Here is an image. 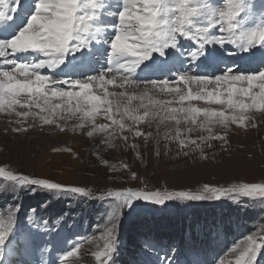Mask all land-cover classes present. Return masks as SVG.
Returning <instances> with one entry per match:
<instances>
[{"label": "rangeland", "instance_id": "obj_1", "mask_svg": "<svg viewBox=\"0 0 264 264\" xmlns=\"http://www.w3.org/2000/svg\"><path fill=\"white\" fill-rule=\"evenodd\" d=\"M36 3L37 0H19L15 11L22 15L21 22L15 25L10 18L0 21V38H14L34 14ZM9 4L14 6L11 0ZM98 4L97 18L93 21L94 28L99 29L95 38L78 51L66 54L64 63L58 67L39 70L41 74L55 81H76L108 68L110 41L123 5L122 0H98ZM203 4L206 9L219 10L225 0H203ZM8 21L15 25L12 34ZM208 22L207 12L194 18L198 26ZM236 23L242 31L264 27V0H241ZM209 35L220 33L213 28ZM195 50L198 55L193 59L190 54ZM15 59L32 63L40 59V54L19 53ZM12 68L0 64V72ZM229 71L235 74L264 71V45L244 50L240 45L213 41L200 48L191 39L179 38L176 46L164 49L163 54L152 53L131 74V79L175 81L181 74L214 78ZM107 90L124 91L113 85H108ZM94 91L99 95L103 90L97 86ZM128 93L138 98L129 104L127 95L109 97L119 102V111L115 107L112 110L113 119L124 124L123 131L106 119L103 110L96 115L97 125H110L109 130L114 131L109 143H105L107 133H96L94 137L98 140L87 136L91 125L81 127L83 113L71 115L57 110L65 118L55 116L53 123L44 124L32 115L22 118L15 113L0 112V219L7 220L12 214L13 224L0 248L3 257L0 264H65V258L68 264H97L93 253L103 249L104 241L99 237L112 223L118 227L108 264H234L231 249L250 235L264 234V198H174L162 204L142 198L127 204L115 197L91 200L98 191L115 193L128 188L161 194L165 191L200 194L205 184L227 188L241 183H264V111L249 110L244 113L247 119L243 123L229 120L226 126L209 125L201 115L192 124L184 120L182 113H176V119L171 118L170 109L181 106L173 94L151 88L145 94L143 86L128 89ZM19 99L23 102L27 97ZM159 101L172 102L161 108L154 103ZM51 102L62 103L55 98ZM189 104L230 113L226 106L204 101L185 102L184 106ZM125 107L134 109L131 116L144 118L138 122L131 119L124 112ZM16 111L29 109L17 107ZM31 111L39 109L33 107ZM145 111L148 116H144ZM16 128L21 130L14 131ZM136 131L143 135L136 136ZM210 136L223 139H200ZM181 140L189 142L182 146ZM192 140L196 143H190ZM9 173L85 187L93 194L85 196L22 185L8 180ZM72 250L77 255L66 257ZM255 264H264V249Z\"/></svg>", "mask_w": 264, "mask_h": 264}, {"label": "snow or ice", "instance_id": "obj_2", "mask_svg": "<svg viewBox=\"0 0 264 264\" xmlns=\"http://www.w3.org/2000/svg\"><path fill=\"white\" fill-rule=\"evenodd\" d=\"M0 0V21L10 18L19 0ZM122 8L118 12V24L115 26V35L110 41V55L108 68L98 75L84 80L55 81L46 74H41V69H54L64 63L66 54L78 51L88 45L99 29L94 28L93 21L97 18L98 0H37L35 12L28 19L22 30L10 40H0V63L13 66L12 70L0 72V112L27 118L29 115L39 117L44 124L53 123L55 116L64 119L60 113L68 112L71 115L83 113L81 127L91 125V130L86 132L89 138L96 133H107L105 143H109L114 131L110 125L95 123L96 115L103 110L106 119L111 124H118L121 131L124 124L113 119V108L119 111V102L109 97H124L130 102L138 97L129 94L128 89H139L143 86L144 93L151 89L173 94L178 97L179 108H171V118L176 119V113H182L186 122L196 124L197 118L204 116L206 124L232 122L243 123L247 117L244 113L251 109L264 111V71L251 74H235L231 71L214 78L198 77L181 74L175 81H149L136 82L131 79V74L143 62L150 58L152 53L160 52L169 47H175L179 38H187L196 42L200 48L205 44L216 41L240 45L244 50L253 46L264 45V27L242 31L236 23L241 11V0H225L224 6L219 10L206 9L203 0H122ZM209 15L206 25H196L194 18L204 14ZM213 28H217L220 35L210 36ZM36 52L40 59L32 63L16 60L19 53ZM12 58L9 59V55ZM198 52L191 53L196 59ZM111 74V75H109ZM22 77V78H21ZM117 80L119 82L117 83ZM175 84L176 86H173ZM183 84L184 87H179ZM108 85L124 89L119 93L109 92ZM67 86V88L62 87ZM99 86L102 94H96L94 89ZM26 96V101L19 99ZM62 103L53 104L52 99ZM204 101L208 104L226 106L227 110L200 108L185 102ZM169 102L158 103L161 108H166ZM147 107L146 105H141ZM17 107L27 108L29 111L18 112ZM39 109L32 112V108ZM134 109L124 108L130 118L140 121L144 117L131 116ZM46 113V115H42ZM149 112L145 111L144 116ZM180 123L179 120L176 121ZM19 123V121H17ZM59 126V125H58ZM204 127V124L201 125ZM20 128L14 131H20ZM63 130V129H61ZM191 131V129H188ZM210 132L211 129L209 128ZM179 131L177 135H179ZM136 136L143 133L136 131ZM151 135V134H149ZM205 139H223V137H201ZM189 141L181 140V145ZM190 143L195 144L192 140ZM135 147V146H133ZM103 160V157H100ZM108 164L107 160H103ZM126 167V166H125ZM2 174V169H0ZM10 181H18L22 185L32 184L46 189L70 191L85 196L92 195L90 189L79 186H66L48 179H34L28 176L7 174ZM109 197H115L124 204L136 198L162 204L166 200L179 198L184 200L220 199L222 197L237 198L246 196L250 198H264V183H241L227 188H219L205 184L200 194L187 191L144 192L128 188L120 192H108ZM12 214L7 220L0 219V248L5 244L12 230ZM118 225L112 223L99 239L103 240V249L93 253L97 264H108L111 253L114 251L115 232ZM264 232V230H262ZM95 239V238H93ZM91 243V240H88ZM79 245H77L78 249ZM264 249V234L250 235L237 243L231 252L235 254L234 264H255L260 250ZM77 255L76 250L66 254V257ZM3 257L0 256V259ZM65 264H68L65 258Z\"/></svg>", "mask_w": 264, "mask_h": 264}, {"label": "bare ground", "instance_id": "obj_3", "mask_svg": "<svg viewBox=\"0 0 264 264\" xmlns=\"http://www.w3.org/2000/svg\"><path fill=\"white\" fill-rule=\"evenodd\" d=\"M22 16L20 15V13L18 11H15L13 12L11 15H10V19H14V22H15V25L18 23V22H21L19 17ZM28 17V16H27ZM8 24H9V27H10V34L14 33L15 31V25L13 26L11 22L8 21ZM4 27V26H3ZM2 29V28H0ZM8 36H5L4 38H0V40H4V39H7ZM33 55H35L36 52H31ZM26 55V54H25ZM191 56V54H190ZM16 58H18V54L16 56ZM1 64V63H0ZM22 78V77H21ZM95 138V137H94ZM96 139V138H95ZM98 140V139H96Z\"/></svg>", "mask_w": 264, "mask_h": 264}, {"label": "built area", "instance_id": "obj_4", "mask_svg": "<svg viewBox=\"0 0 264 264\" xmlns=\"http://www.w3.org/2000/svg\"><path fill=\"white\" fill-rule=\"evenodd\" d=\"M107 193H108V191L95 192L94 195L92 196L93 199H91V200H106V198L110 199L111 197L107 196L106 195Z\"/></svg>", "mask_w": 264, "mask_h": 264}]
</instances>
